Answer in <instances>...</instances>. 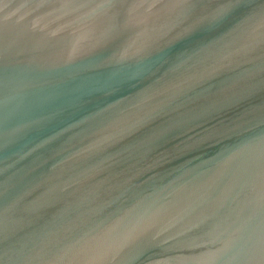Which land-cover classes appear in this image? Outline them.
I'll use <instances>...</instances> for the list:
<instances>
[{
    "label": "water",
    "instance_id": "obj_1",
    "mask_svg": "<svg viewBox=\"0 0 264 264\" xmlns=\"http://www.w3.org/2000/svg\"><path fill=\"white\" fill-rule=\"evenodd\" d=\"M0 264H264V0H0Z\"/></svg>",
    "mask_w": 264,
    "mask_h": 264
}]
</instances>
